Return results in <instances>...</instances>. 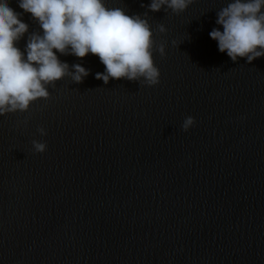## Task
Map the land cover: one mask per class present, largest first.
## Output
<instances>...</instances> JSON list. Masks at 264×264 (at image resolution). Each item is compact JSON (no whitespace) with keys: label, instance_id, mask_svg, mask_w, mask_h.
Returning a JSON list of instances; mask_svg holds the SVG:
<instances>
[{"label":"water","instance_id":"95a60500","mask_svg":"<svg viewBox=\"0 0 264 264\" xmlns=\"http://www.w3.org/2000/svg\"><path fill=\"white\" fill-rule=\"evenodd\" d=\"M8 2L29 25L16 42L25 52L43 30ZM230 2L193 0L176 14L105 0L148 13L155 86L105 84L98 56L54 50L90 74L0 115V264H264V57L234 62L210 37Z\"/></svg>","mask_w":264,"mask_h":264},{"label":"clouds","instance_id":"9594fccd","mask_svg":"<svg viewBox=\"0 0 264 264\" xmlns=\"http://www.w3.org/2000/svg\"><path fill=\"white\" fill-rule=\"evenodd\" d=\"M193 0H151L152 12L171 9L180 14ZM144 6V5H142ZM166 6V7H165ZM19 7L31 13L43 34L29 35L25 52L16 46L29 25L19 19L8 0H0V115L27 111L33 101L47 99V86L70 75L73 82L82 83L90 74L80 64L71 67L56 55L99 57L105 72L95 78L108 84L111 79L126 78L147 86L160 83V70L153 58V31L147 19L139 14L127 15L123 8H109L105 0H19ZM216 23L223 27L209 35L217 41L220 52L236 62L246 57L251 63L264 57V0H232L217 12ZM160 32H166L163 24ZM259 49V50H258ZM166 55L165 45L158 48ZM195 124L194 117H186L182 128L188 131ZM39 133L47 135L41 127ZM34 150L43 153L46 143L32 141Z\"/></svg>","mask_w":264,"mask_h":264}]
</instances>
